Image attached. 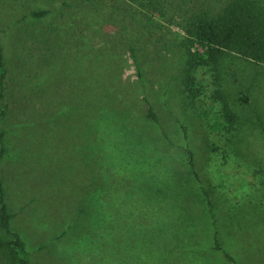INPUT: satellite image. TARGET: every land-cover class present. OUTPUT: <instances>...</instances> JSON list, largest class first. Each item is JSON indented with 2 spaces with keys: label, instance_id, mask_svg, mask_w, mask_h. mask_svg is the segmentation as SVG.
Returning <instances> with one entry per match:
<instances>
[{
  "label": "rangeland",
  "instance_id": "rangeland-1",
  "mask_svg": "<svg viewBox=\"0 0 264 264\" xmlns=\"http://www.w3.org/2000/svg\"><path fill=\"white\" fill-rule=\"evenodd\" d=\"M43 8L47 18L26 17ZM100 11L103 21L78 0H0V176L29 264H264V64L228 55L184 68L183 13L134 33ZM104 72L120 85L94 117Z\"/></svg>",
  "mask_w": 264,
  "mask_h": 264
},
{
  "label": "trees",
  "instance_id": "trees-1",
  "mask_svg": "<svg viewBox=\"0 0 264 264\" xmlns=\"http://www.w3.org/2000/svg\"><path fill=\"white\" fill-rule=\"evenodd\" d=\"M74 1L77 3V0ZM78 1L86 2L95 9V19L100 18L101 21H103L104 19L102 18L103 16L100 10H108L109 16L116 18L117 21L119 20L118 16H120V19L125 18L127 25L133 26L134 23L136 25L138 24V30H134V33H141L144 29L151 32L152 29L150 27L156 23V18L158 17L173 15L177 12L183 13L181 23L179 24L185 34H183L179 40V50H181L183 55H186V66L184 65V68L189 64H202L203 66L211 65L215 68L219 62L228 55H236L255 63L264 64V7L256 0H227L220 6L214 5L213 3L210 5V2L204 0L196 5V2L191 0L194 9L183 7V5L190 4V0H177L175 3L169 0ZM66 4L67 3L65 2L64 5ZM50 12L51 11L47 8L31 10L26 17L35 21L47 18ZM72 18L73 16L69 18L67 24L74 21ZM95 22L97 23V21ZM51 27L52 25L48 24L40 27L36 34L39 38L44 37L46 34L45 31ZM76 27L78 28V26ZM140 27L142 29H140ZM127 45L139 74L136 50L133 47V44H131V41H129ZM107 53L108 52H105V50L99 51L97 57H105L99 59L100 61L112 60L114 55H107ZM5 74L6 65L0 29L1 102H3L5 96ZM106 74L108 76V81L103 82L104 85L101 87L99 96L94 94L93 97L94 104L97 106L96 109L92 111V116L94 115V117L95 111L97 116L100 111L105 108L104 105H107L105 102L114 97V94L110 95L108 92L113 91L118 85H120V81H118L113 75ZM114 74L116 75V72ZM189 82L190 83L186 82V85L191 87L190 84L192 81ZM189 90L192 91V89ZM218 97L222 101L223 116L226 120H229L230 123H233L235 115L232 114L231 109L226 102V98L221 94H218ZM5 107V103L0 105V115L1 113H4ZM146 114L147 117L152 118L153 120L157 119V115L150 104ZM92 123L90 121V125H92ZM182 128H184V126H182ZM5 134V129L0 127V163L6 153ZM186 152L188 154L187 163L195 176V180L200 182V178L194 166L193 153L188 147L186 148ZM203 190L207 192L204 188ZM206 197H208L207 193ZM6 198V189L0 176V230L3 232V235H0V260H2L4 264H29V251L26 248L25 242L18 232L10 226L13 213L10 212V209L8 208L9 206ZM160 239L162 238H156L155 246L154 240H151V243L153 244L151 249L156 251L157 254L161 253V251L164 253L165 246L160 247ZM214 248L222 250L217 237H214ZM222 253L226 259L234 262L231 255L224 250H222Z\"/></svg>",
  "mask_w": 264,
  "mask_h": 264
}]
</instances>
